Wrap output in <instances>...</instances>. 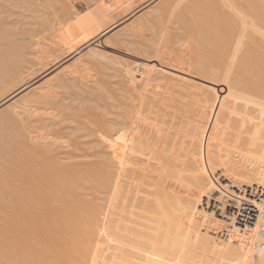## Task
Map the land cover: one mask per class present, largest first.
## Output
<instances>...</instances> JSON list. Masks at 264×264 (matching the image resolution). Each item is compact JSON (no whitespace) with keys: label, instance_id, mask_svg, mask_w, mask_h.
Returning <instances> with one entry per match:
<instances>
[{"label":"bare ground","instance_id":"6f19581e","mask_svg":"<svg viewBox=\"0 0 264 264\" xmlns=\"http://www.w3.org/2000/svg\"><path fill=\"white\" fill-rule=\"evenodd\" d=\"M35 2L0 0V264H264V0Z\"/></svg>","mask_w":264,"mask_h":264},{"label":"rangeland","instance_id":"374dc122","mask_svg":"<svg viewBox=\"0 0 264 264\" xmlns=\"http://www.w3.org/2000/svg\"><path fill=\"white\" fill-rule=\"evenodd\" d=\"M31 1H32V0H30V2H31ZM42 1L44 2V0H42ZM25 2H27V3L29 4V5H28V4L26 3L28 6L32 7L31 4L34 3L35 0H33V2H32L31 4H30V2H29L28 0H25ZM36 2H37V1H36ZM36 2H35V4H38V3H36ZM12 4L14 5V3L9 4V8H10V6H11V7L13 6ZM22 4H25V3H22ZM22 4H19V5H22ZM44 4H45V3H44ZM44 4H43V5H44ZM16 5H18V3H15V5L13 6L14 8H16V9H14V12H16L17 10H18V12H20V9L24 7V5H22L21 8H20V6H19L20 9H17V6H16ZM45 5H46V4H45ZM45 5H44V6H41V7H44V9H43L44 11H45V9H46ZM15 6H16V7H15ZM25 6H26V5H25ZM28 6H26V7H27V8H30V7H28ZM13 7H12V8H13ZM26 7H25V9L27 10V12H29L31 9H27ZM25 9H24V8H23V10L21 9V13H22L21 16H23V14H25V11H24ZM28 10H29V11H28ZM32 10H33V9H32ZM46 10H47V9H46ZM12 12H13V10H12ZM14 12H13V13H14ZM31 13H32V11H31ZM31 13L29 12V14H31ZM27 14H28V13H27ZM17 15H18V14H17ZM19 15H20V13H19ZM33 15H34V13H33ZM33 15H31V17H30V15H27V16H28L27 18H30V19H31V22H32V16H33ZM13 16H14V19H12ZM13 16H12V18H10V20H9L10 22H11L12 20H14V22L12 21L11 23H15V21H17V20L19 19V18H18L19 16L16 17L17 19L15 18L16 14H14ZM34 16H37V15H34ZM23 17H25V16H23ZM23 17H22V18H23ZM171 18H172V17H170V19H171ZM15 19H16V20H15ZM20 19H21V18H20ZM23 19H24V18H23ZM23 19L20 20V21L22 22ZM18 21H19V20H18ZM20 21H19V22H20ZM24 22H25V19H24ZM27 22H30V20H29V19L26 20V23H25L26 26H27V24H28ZM31 22H30V23H31ZM16 24H17V25H15V26H17V27H18V26H21V24L23 25V23H21V24L19 23V24H20V25H19L17 22H16ZM26 26H25V27H26ZM10 27H11V26H10ZM10 27H9V28H10ZM22 27H24V25H23ZM22 27H18V28H22ZM13 28H14V26H13ZM11 30H12V29H11ZM131 40H132L133 44H128V45L126 46V47H128V48H125L123 51L119 52L118 55H120V56L122 57L123 55L127 54V53L129 52V50H133V49H135V48H137V47L142 46V43H143V42H146V35L143 34V33H138V34H136L135 36H133V37L131 38ZM121 57L115 58V60H114V58H113V56H112V59H113V61L117 62V61H119V60L121 59ZM106 62H108V61H106ZM103 68H104V67H101V69H100V68H99V69H100V70H103ZM103 71H105V73H106V70H103ZM103 71H101V75H102L103 77H102L100 74H98V73H100V71H99L97 74H98V77H99V76H100V77H99V78H96V79H99L101 82H105V83H106L107 80L111 81L110 77H109V79H107L108 76H105V75L102 74ZM89 78H91V80L95 79V78L92 79L91 76H90ZM89 78H87V79H89ZM104 78L107 79V80H105ZM89 80H90V79H89ZM89 80H88V82L91 84L92 81H89ZM109 81H107V82L109 83ZM105 83H104V84H105ZM60 93H61V94H60ZM66 96H67V97H66ZM56 98H57L58 100H63V98H64V100H65L66 102L68 101L67 99H69V100L71 101V99H70V97H69V93H68V92L66 93V90H62V91H60V92L57 94V97H56ZM70 101H68V102H70ZM3 123L5 124V122H3ZM4 127H6V124H5ZM6 128H7V127H6Z\"/></svg>","mask_w":264,"mask_h":264}]
</instances>
